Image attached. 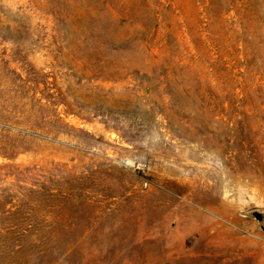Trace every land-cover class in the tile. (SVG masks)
Returning <instances> with one entry per match:
<instances>
[{"label": "rangeland", "instance_id": "374dc122", "mask_svg": "<svg viewBox=\"0 0 264 264\" xmlns=\"http://www.w3.org/2000/svg\"><path fill=\"white\" fill-rule=\"evenodd\" d=\"M0 264H264V0H0Z\"/></svg>", "mask_w": 264, "mask_h": 264}]
</instances>
